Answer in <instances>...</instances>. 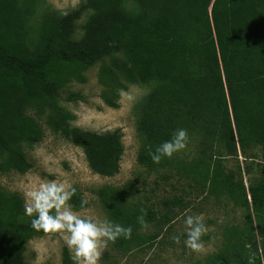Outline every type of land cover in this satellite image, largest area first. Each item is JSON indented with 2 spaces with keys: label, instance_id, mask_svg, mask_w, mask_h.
Returning <instances> with one entry per match:
<instances>
[{
  "label": "trees",
  "instance_id": "16d2710c",
  "mask_svg": "<svg viewBox=\"0 0 264 264\" xmlns=\"http://www.w3.org/2000/svg\"><path fill=\"white\" fill-rule=\"evenodd\" d=\"M42 0H0V172L24 173L23 145L40 141L41 128L25 114L32 107L53 132L81 149L89 169L103 177L119 171L123 153L119 130L97 133L70 126L73 116L59 104V90L99 64V98L116 108L127 85L147 88L135 106L139 137L137 162L146 168L170 167L190 176L205 193L228 198L244 211L254 233L249 253L231 250L224 230V249L206 258V264H264V0H83L63 15L44 11L32 37L28 22ZM76 35V23L82 18ZM65 101H82L70 93ZM183 128L197 138L194 159L149 156L171 134ZM255 146L260 174L245 188L233 182L221 156H236ZM108 219L131 226L128 239L114 246L127 252L142 245L139 235L147 225L168 227L167 213L127 205L126 191L107 186L95 192ZM73 192L72 210L82 205ZM177 207L178 198L162 202ZM144 214L146 226L137 222ZM22 198L0 189V264H29L26 244L42 231L30 227ZM156 235L148 237L149 244ZM257 239V240H256ZM148 244V245H149ZM60 264H73L61 251Z\"/></svg>",
  "mask_w": 264,
  "mask_h": 264
},
{
  "label": "rangeland",
  "instance_id": "374dc122",
  "mask_svg": "<svg viewBox=\"0 0 264 264\" xmlns=\"http://www.w3.org/2000/svg\"><path fill=\"white\" fill-rule=\"evenodd\" d=\"M82 2L83 0H42L28 22L30 34L33 37L36 23L44 11L63 15ZM83 18L76 23L77 36ZM98 65L97 63L82 73L83 82L71 80L65 84L59 90V104L73 116L69 123L72 127L97 133L119 130L123 153L118 173L112 177H103L92 172L80 148L47 128L43 116L32 107H26L25 114L35 120L41 128L42 136L39 142L22 146L24 158L29 164L24 173L13 170L0 172V189L18 194L25 207L27 194L37 190L41 183L64 184L79 195L82 207L73 211L81 218L100 221L108 219V216L94 192L104 186L121 188L126 191L127 205H139L149 207L157 213H167L171 219L168 227L147 225L138 231L147 242L134 245L127 252L118 251L114 246L115 242L108 244L97 264H206V258L224 249V230L230 228L238 230L230 235L231 250L242 255L249 253L252 245L249 239L252 240L254 233L245 225L246 218L241 207L226 197L216 198L205 193L190 176L180 174L175 164L167 168L158 165L146 168L137 162L139 137L135 129V106L143 99L147 88L127 85V89L120 92L118 106L109 108L99 98L101 86L96 78ZM70 93H78L83 100L65 101L64 98ZM197 147V138L190 136L185 148L174 153L173 158L186 161L194 159ZM220 161L233 182H241L245 188L260 174V153L255 146L245 151L237 150L236 156L223 155ZM172 198H178L181 204L177 207H164L162 202ZM185 216H199L206 227L201 236L202 246L197 251L184 245ZM152 235H156V238L149 244L148 237ZM174 236L180 237L179 243L173 241ZM64 247L67 249L64 234L44 233L27 242L24 258L29 264H60Z\"/></svg>",
  "mask_w": 264,
  "mask_h": 264
},
{
  "label": "clouds",
  "instance_id": "9594fccd",
  "mask_svg": "<svg viewBox=\"0 0 264 264\" xmlns=\"http://www.w3.org/2000/svg\"><path fill=\"white\" fill-rule=\"evenodd\" d=\"M186 142V130H175L169 140L162 142L149 153L151 161L158 164L162 158H171L174 153L185 148ZM73 192L74 189H69L64 184L41 183L37 190L27 194L24 214L31 217L30 227L33 230L64 234L73 264H97L107 245L118 238L128 239L132 228L107 218L100 221L81 218L68 203ZM137 222L142 227L146 226L143 210L137 216ZM184 225L185 247L199 250L202 246L201 236L206 231L202 219L199 216H185ZM172 239L175 243L180 242L179 236Z\"/></svg>",
  "mask_w": 264,
  "mask_h": 264
}]
</instances>
